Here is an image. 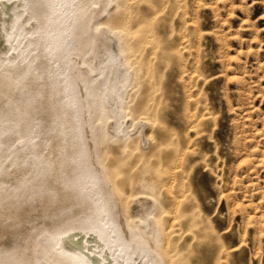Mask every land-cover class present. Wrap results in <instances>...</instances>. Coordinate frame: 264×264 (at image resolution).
Instances as JSON below:
<instances>
[{
	"label": "rangeland",
	"instance_id": "obj_1",
	"mask_svg": "<svg viewBox=\"0 0 264 264\" xmlns=\"http://www.w3.org/2000/svg\"><path fill=\"white\" fill-rule=\"evenodd\" d=\"M71 1L63 57L20 81L38 19L0 0V264H88L61 243L76 228L108 229L116 264H264V0H154L159 45L136 53L113 27L124 0ZM108 55L121 105L99 101Z\"/></svg>",
	"mask_w": 264,
	"mask_h": 264
},
{
	"label": "bare ground",
	"instance_id": "obj_2",
	"mask_svg": "<svg viewBox=\"0 0 264 264\" xmlns=\"http://www.w3.org/2000/svg\"><path fill=\"white\" fill-rule=\"evenodd\" d=\"M25 1V5L29 9H32L34 16L38 19V24L34 28L35 36L27 41L29 55L32 54L30 59L26 62V64H24V67L21 65H10L8 67L10 73L20 81L26 80L29 74H34L38 77L42 76L43 74L33 71L35 66L33 61L35 59H43L49 54H55L59 57H63L62 52L63 50H67L68 47V35L69 33L74 35L73 30L69 29V25H67L66 20L69 10L73 9L71 8V0ZM146 2L147 6L144 13L139 17H135L134 19L129 15V13H127L129 10V5L128 1L124 0L122 2L120 16L118 18L117 16H113L112 19L113 27L116 29H121L124 32V35L127 38L126 42L128 47L135 53L141 48L146 49L148 46H150L152 52V50H154L159 45V40L157 37V20L160 18L158 14L160 13L161 9L157 7L154 0H146ZM49 4L52 5V10L49 9ZM57 5H60V7H56ZM3 6L8 12V15H6L8 17V22L6 25L10 28V33L21 32L22 29H24V22L20 15L15 10H13L12 7H10L8 2H4ZM58 10H60V12H58ZM67 10L68 13L66 14ZM136 35L137 38L134 39ZM7 41L8 39L6 38L5 34L0 30V43L6 44ZM35 50L36 52H34ZM24 52V50L20 52V54H22V60L26 59ZM120 63L119 57L108 55V59L105 60V64L100 67V73L104 76L102 81L105 85L104 92L99 98V101L102 103L104 101L114 102L119 105L122 103V94L118 92V85L123 82L119 76L121 73L119 68L121 65ZM64 64L65 63L63 62V66H61L62 70L65 68ZM67 81L68 86L73 84V82L69 79ZM54 89L55 92H57L61 90L62 87L55 86ZM97 93L98 91H95L94 96H96ZM71 98L72 99L70 103L73 104L75 100L74 92ZM98 109L102 114H106V105L100 104ZM70 119L72 120V118ZM151 177L152 176H150V179ZM122 198L126 199V196L123 195ZM100 214H102V216L105 215V217H108L109 219L106 224L103 225L105 229L115 222V220L111 219L110 217L111 209L107 203L101 207ZM105 233V238L102 239L97 235L85 236L84 233L81 232L80 228H76L69 231L68 233L63 234L61 243L65 247V250L69 252V255H72L75 258H83L88 261V264H116L114 256L111 253V245L117 240L113 239L114 237L108 232V229ZM120 239L121 245H123L125 242L124 240L122 241L121 236ZM243 256L244 255L242 254L240 262L241 264H246Z\"/></svg>",
	"mask_w": 264,
	"mask_h": 264
}]
</instances>
